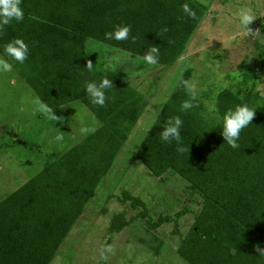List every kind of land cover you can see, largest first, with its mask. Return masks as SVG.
I'll return each mask as SVG.
<instances>
[{
    "label": "trees",
    "instance_id": "16d2710c",
    "mask_svg": "<svg viewBox=\"0 0 264 264\" xmlns=\"http://www.w3.org/2000/svg\"><path fill=\"white\" fill-rule=\"evenodd\" d=\"M184 3L196 11V19L184 16ZM21 7L23 21L0 30V54L5 43L23 38L29 46L25 62L4 58L39 99L54 112L79 100L101 121L84 140L47 161L0 200V264H51L149 104L129 82L132 66L116 65L109 71L107 53L127 52L142 59L156 46V64L170 66L185 51L208 8L198 0H21ZM123 24L131 26L128 40L104 39V32ZM259 49L264 65V45ZM238 68L236 84L208 86L197 93L195 107L181 112V102L188 99L182 81L192 76L187 68L136 153L154 175L170 173L185 180L183 190L199 196V208L160 212L154 218L140 196L124 189L120 197L150 229L172 223L179 237L175 252L189 264H264L254 250L264 248V112L255 106L261 100L257 71L246 61ZM101 76L114 86L107 90L103 107L91 104L84 91L86 81ZM213 101L215 112L207 107ZM241 103L254 108V116L240 133L239 148L231 149L220 135L222 117ZM173 116L183 121V153L159 139ZM188 214L194 220L180 231Z\"/></svg>",
    "mask_w": 264,
    "mask_h": 264
},
{
    "label": "rangeland",
    "instance_id": "374dc122",
    "mask_svg": "<svg viewBox=\"0 0 264 264\" xmlns=\"http://www.w3.org/2000/svg\"><path fill=\"white\" fill-rule=\"evenodd\" d=\"M198 1L207 6V13L172 65H148L127 52L107 53L106 61L113 66H132L129 82L148 97L149 104L51 264H189L175 252L179 237L172 223L152 230L120 197L124 189L140 196L154 218L160 212L173 215L183 207L199 208V196L183 190L185 180L170 173L158 177L136 156L187 68L192 69L189 82L197 94L208 86L236 84L238 65L246 61L258 73L261 100L255 106L264 112V65L259 54V45H264V0ZM244 7L255 15L248 26L252 35L245 34L238 24L236 13ZM0 59L5 58L0 54ZM41 103L13 68L0 72V200L41 171L47 161L61 156L101 126L79 100L54 112L63 117V125L48 120L39 109ZM57 135L62 137L59 142L54 140ZM193 220L192 215H185L178 229L188 230ZM156 246L161 254L155 252ZM102 248L111 249L105 253L106 259L100 256Z\"/></svg>",
    "mask_w": 264,
    "mask_h": 264
},
{
    "label": "clouds",
    "instance_id": "9594fccd",
    "mask_svg": "<svg viewBox=\"0 0 264 264\" xmlns=\"http://www.w3.org/2000/svg\"><path fill=\"white\" fill-rule=\"evenodd\" d=\"M181 11L189 19H196V11L189 7L188 3L181 5ZM238 24L245 30V34H253V31L248 27L255 19L252 9L244 7L238 10L236 13ZM24 19V11L21 7V0H0V30L7 25H10L13 21L20 23ZM131 26L127 24L115 25L112 31L104 32L103 36L105 40L125 41L129 39V33ZM167 29L165 28L164 31ZM132 39H135L134 37ZM3 57L10 58L11 60L23 64L29 55V46L25 43L23 38L15 37L3 45ZM159 57V50L156 46H151L147 49L143 56V61L148 65H154L157 63ZM113 64L111 61L106 63V68L113 70ZM86 68L89 72L93 71L92 63L88 62ZM12 71V64L8 62V59H0V72L8 73ZM183 87L188 95V99L184 100L180 104V111L184 112L195 107L194 101L197 98V94L194 91V86L188 81H182ZM113 86L112 80L107 76H101L98 80L86 81L84 83V91L87 95L89 102L93 105L103 107L106 101V92ZM208 110L215 112V102L207 105ZM40 111L45 117L53 122H59L63 125V117L54 114V110L41 103L39 105ZM254 116V108L250 107L246 103L235 105L233 108L225 111L222 117V125L220 135L223 137L224 144L231 149L239 148V139L241 131L250 125ZM183 121L179 116H173L166 120L163 130L159 132L160 141L166 144H175L176 151L183 153L186 151L182 144L181 127ZM57 128V127H56ZM83 131V129H82ZM54 140L59 142L62 137L57 135ZM258 257L264 258V248L256 246L254 248ZM111 251L110 248H102L100 256L106 259V252Z\"/></svg>",
    "mask_w": 264,
    "mask_h": 264
}]
</instances>
